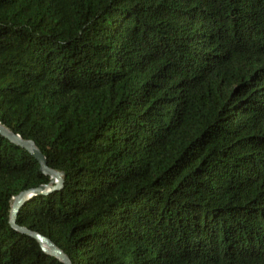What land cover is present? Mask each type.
I'll use <instances>...</instances> for the list:
<instances>
[{
	"label": "trees",
	"instance_id": "obj_1",
	"mask_svg": "<svg viewBox=\"0 0 264 264\" xmlns=\"http://www.w3.org/2000/svg\"><path fill=\"white\" fill-rule=\"evenodd\" d=\"M0 123L71 264H264V0H0ZM39 183L0 134V264H63Z\"/></svg>",
	"mask_w": 264,
	"mask_h": 264
},
{
	"label": "water",
	"instance_id": "obj_2",
	"mask_svg": "<svg viewBox=\"0 0 264 264\" xmlns=\"http://www.w3.org/2000/svg\"><path fill=\"white\" fill-rule=\"evenodd\" d=\"M0 134L15 145H19L25 148L38 162L39 170L48 176L49 183H39L34 187H28L22 189L15 193L11 197V201L9 203V210H8V218L7 223L9 226L21 233L27 234L37 240L42 248V250L52 256L57 257L59 260L63 262V264H71L68 256L58 247L56 246L48 237L45 235L31 230L24 225H18L15 222V215L17 208L21 204V202L25 199V197L29 193H40L45 192L48 188H55L61 184L62 181V172L60 170H56L52 167L47 166L46 159L44 154L39 150V148L34 144L32 139L29 138H22L18 133L13 132L2 123H0Z\"/></svg>",
	"mask_w": 264,
	"mask_h": 264
}]
</instances>
